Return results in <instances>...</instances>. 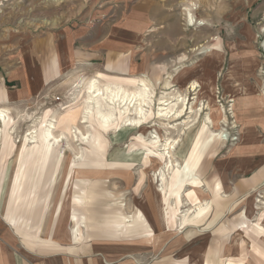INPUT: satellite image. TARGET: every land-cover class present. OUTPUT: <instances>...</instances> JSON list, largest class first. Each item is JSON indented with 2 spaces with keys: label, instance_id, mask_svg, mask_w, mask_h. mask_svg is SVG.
I'll use <instances>...</instances> for the list:
<instances>
[{
  "label": "rangeland",
  "instance_id": "1",
  "mask_svg": "<svg viewBox=\"0 0 264 264\" xmlns=\"http://www.w3.org/2000/svg\"><path fill=\"white\" fill-rule=\"evenodd\" d=\"M136 1V74L82 69L43 84V37L53 59L50 34L114 24L120 0H0V223L24 237L1 243L25 264H264V0H140L141 12ZM91 79L128 94L146 82L139 130L83 119ZM182 99L191 114L156 119L160 101ZM49 122L57 148L41 137ZM165 142L180 166L159 155Z\"/></svg>",
  "mask_w": 264,
  "mask_h": 264
},
{
  "label": "crops",
  "instance_id": "2",
  "mask_svg": "<svg viewBox=\"0 0 264 264\" xmlns=\"http://www.w3.org/2000/svg\"><path fill=\"white\" fill-rule=\"evenodd\" d=\"M127 6L126 0H120V4H112L114 15L116 14L113 19L114 24L103 26V24L93 23L82 27H73V29H61L58 34H50L55 44L53 59L48 52L50 47L46 46L49 44L50 36L45 35L43 43L38 45L40 54L38 58L35 57L39 61L35 73L37 82L47 84L61 77V73H63V77L82 69L96 70L107 76L122 78H125L126 74H130L129 69L132 70L131 74H136L139 63L136 64L137 61H134L132 56L126 55V48L139 42L134 38L141 34L140 31L143 27L141 21L145 18L134 14L136 23L133 26H130V23L126 24ZM132 7L139 11L145 9L146 5H141L140 0H137L132 4ZM137 59H140L139 55ZM21 94L18 90H12L9 91V98L16 99ZM2 221L9 229L7 228L8 231L2 229L3 222L0 223V264H25L19 260L16 253H12L6 240V245L1 243L3 235L12 239L24 237L5 220V216L2 217Z\"/></svg>",
  "mask_w": 264,
  "mask_h": 264
},
{
  "label": "bare ground",
  "instance_id": "3",
  "mask_svg": "<svg viewBox=\"0 0 264 264\" xmlns=\"http://www.w3.org/2000/svg\"><path fill=\"white\" fill-rule=\"evenodd\" d=\"M194 7H195V3L190 2L183 9L184 19L187 25L189 26L195 23L193 16ZM199 25H203V23H200ZM145 83H146L145 81L140 80L139 81L140 86L138 88V91L136 93L128 94L124 91L123 88L111 89L109 87H105V89H103L100 87L99 82L96 79L89 80L87 83H85V85H83L84 88H82L84 89L83 91L87 99L85 111L86 113H88V117H84L83 119H87V118L90 119L91 116H94L99 120V122L103 127L111 128L112 126H114L115 131L126 130V132H129L132 129L139 130L142 124H144L147 121V117L146 114H144L143 107H147L148 103L150 102V96L148 93V91L150 90L148 89ZM166 102L168 101H160L159 103V110L157 112L156 119L160 120L161 122L167 121L169 123H173L174 121L179 120L185 115H187V113L189 114L192 113V108L188 107V103L186 99L181 100L182 102V104L180 105L181 107L178 108L176 107L177 104H173L169 107L168 106L169 103L167 104ZM103 107L105 110L103 109ZM7 113L8 111L6 109L0 110L1 126L2 125L5 126L6 123L8 122ZM128 114H130V116L133 115L134 117L133 118L127 117ZM205 120L209 121L210 119L206 117ZM54 124L55 122H49L48 125L44 127L43 131L41 132V137L43 141L47 142L50 148L59 147V143L63 139L62 136L60 135L55 136L53 132L55 130ZM168 129H174V125L168 127ZM176 145L174 142L170 144H166L165 142V144L159 146L160 150L158 149L160 152L159 155L167 159L166 164L169 165L170 167L180 166L177 160L173 161V153L176 149ZM154 160H157L160 164H162L158 159H154ZM158 178L160 179L161 183H164L165 180H163V174L158 175ZM160 192L161 193L163 192L162 188ZM161 209L163 212L164 207H161ZM163 220H165L166 222L164 215H163Z\"/></svg>",
  "mask_w": 264,
  "mask_h": 264
}]
</instances>
